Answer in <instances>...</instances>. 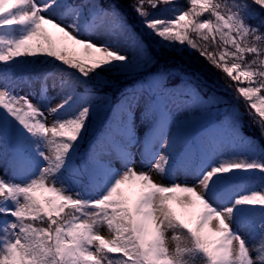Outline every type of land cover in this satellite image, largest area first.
Listing matches in <instances>:
<instances>
[{
    "label": "snow or ice",
    "instance_id": "6c2138e0",
    "mask_svg": "<svg viewBox=\"0 0 264 264\" xmlns=\"http://www.w3.org/2000/svg\"><path fill=\"white\" fill-rule=\"evenodd\" d=\"M178 3L0 0V264H264V0Z\"/></svg>",
    "mask_w": 264,
    "mask_h": 264
},
{
    "label": "trees",
    "instance_id": "16d2710c",
    "mask_svg": "<svg viewBox=\"0 0 264 264\" xmlns=\"http://www.w3.org/2000/svg\"><path fill=\"white\" fill-rule=\"evenodd\" d=\"M117 4L120 6L121 11L125 12L128 15V18L130 20V22L135 23V14L127 7V5L130 3V0H116ZM184 3V0H179L178 3V7L182 6ZM167 14V13H165ZM258 21H253V23H256ZM188 66L192 69H195L199 72H201L202 74V79L205 82V90H204V95H211V94H215L217 97H220L223 99L222 95H224L225 93H223L224 90V86L226 85L227 81L224 77V75L218 71L217 69L213 68L212 66H210L203 58H200L198 61H189L188 62ZM121 87H123V85H121ZM226 91H231L234 95V91L231 88H228ZM111 95L113 96V98H115V96L117 95L116 92H112ZM241 100H243V98H241ZM223 104V103H221ZM219 105V107L221 109H224L225 107H227L229 110H231L233 107L230 106L229 104L227 105ZM236 108L239 109L240 113H243V109L240 108V106L237 107V105L235 106ZM246 113L244 112L242 115V120H243V124L244 127L245 126H249L250 127V132H248L249 134L255 136L257 139H259V132L257 130V128H252L251 125V121L247 124L246 123ZM243 127V129H244ZM256 131V132H255ZM261 143H264V141H261Z\"/></svg>",
    "mask_w": 264,
    "mask_h": 264
},
{
    "label": "rangeland",
    "instance_id": "374dc122",
    "mask_svg": "<svg viewBox=\"0 0 264 264\" xmlns=\"http://www.w3.org/2000/svg\"><path fill=\"white\" fill-rule=\"evenodd\" d=\"M94 39H97V40H99L100 42H102V39L103 38H99V37H94ZM223 93H225L224 95H222V97H223V104H221V105H227V104H229L230 106H236L237 105V107L238 106H240V108H242L243 110V113L245 112L246 113V111H245V107H244V101L243 100H241V99H239V100H236L235 99V95L231 92V91H225V90H223ZM242 113V114H243ZM246 116H247V120H246V123L248 122H250L251 120L249 119V117H248V115L246 114ZM245 116V117H246ZM247 123V124H248ZM251 123V122H250ZM250 126H252V128H255L254 127V125H252V123H251V125ZM243 132L245 133V135H248V136H253V135H251V134H249L248 132H250V127L248 126H245L244 127V129H243ZM256 132V131H255ZM259 132V131H258ZM253 137H255V136H253ZM137 168H140V165L139 164H137ZM146 170V169H145ZM155 177H156V181L157 182H160L161 181V177L160 176H158L157 174H155ZM164 183H168V180L167 179H165L164 181H163ZM100 234L101 235H106V237H107V230L106 229H104V228H102L101 229V231H100Z\"/></svg>",
    "mask_w": 264,
    "mask_h": 264
},
{
    "label": "bare ground",
    "instance_id": "6f19581e",
    "mask_svg": "<svg viewBox=\"0 0 264 264\" xmlns=\"http://www.w3.org/2000/svg\"><path fill=\"white\" fill-rule=\"evenodd\" d=\"M152 178L154 179V180H156V177H155V173L153 172L152 173ZM106 236V235H105Z\"/></svg>",
    "mask_w": 264,
    "mask_h": 264
}]
</instances>
